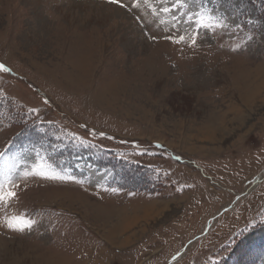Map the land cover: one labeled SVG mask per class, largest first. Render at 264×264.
<instances>
[{"label": "rangeland", "instance_id": "374dc122", "mask_svg": "<svg viewBox=\"0 0 264 264\" xmlns=\"http://www.w3.org/2000/svg\"><path fill=\"white\" fill-rule=\"evenodd\" d=\"M174 2L0 0V264H264V0Z\"/></svg>", "mask_w": 264, "mask_h": 264}, {"label": "snow or ice", "instance_id": "6c2138e0", "mask_svg": "<svg viewBox=\"0 0 264 264\" xmlns=\"http://www.w3.org/2000/svg\"><path fill=\"white\" fill-rule=\"evenodd\" d=\"M108 2L110 4H114L120 8H124L127 11H132L133 9H138L140 7V0H132L131 5L125 4L123 2V0H108ZM145 3H149V0H144ZM185 4V0H175V2L171 5L172 8H178L179 6H183ZM149 7H152V5L149 3ZM163 11L164 12H170L171 8L169 7H163ZM137 20L140 19L139 16L136 17ZM189 19H192L191 14L189 15ZM209 19H213L212 17H209ZM206 28V29H211L214 27H226L225 23L222 20H215L214 23H205L204 22V17L202 14L198 13L196 15V25L195 28L199 29V28ZM239 27V26H238ZM199 36V31L198 30H194L191 33V43L193 45H195L196 43V39ZM153 40L156 39L155 36L152 37ZM165 39L167 40H171L174 43H181V42H186V36L183 34H178L177 36H172V35H168L165 37ZM249 41L253 39V37L248 36L247 38ZM11 69L6 67L3 63H0V72L3 73H8L10 72ZM47 102V101H45ZM33 111H35V109H33ZM103 135V134H101ZM5 155V153L3 151H0V157H3ZM40 175H44V173H38ZM51 178H56V177H51ZM16 193L15 191H8L7 193L3 192L2 188H0V200H4L5 197H15ZM15 219V218H14ZM35 223V221H31V220H27V221H23V222H18V223H13V222H9L7 224V226L9 228H13V229H17V230H23L25 227L31 228L32 224ZM175 259V257H174Z\"/></svg>", "mask_w": 264, "mask_h": 264}, {"label": "bare ground", "instance_id": "6f19581e", "mask_svg": "<svg viewBox=\"0 0 264 264\" xmlns=\"http://www.w3.org/2000/svg\"><path fill=\"white\" fill-rule=\"evenodd\" d=\"M262 75L264 77V72ZM241 83L242 84H241V86H239V90H238L240 101H242L246 105H252L254 103V101L259 99V98L261 99V101H263V97L262 96L260 97V95L262 93L261 89L263 88L262 90H264V82H257V83L255 82L254 83V81L249 80V81L241 82ZM243 84H244V86H243ZM212 133L214 134V130H212ZM164 207H165V205H164Z\"/></svg>", "mask_w": 264, "mask_h": 264}, {"label": "trees", "instance_id": "16d2710c", "mask_svg": "<svg viewBox=\"0 0 264 264\" xmlns=\"http://www.w3.org/2000/svg\"><path fill=\"white\" fill-rule=\"evenodd\" d=\"M22 130L18 131V132H21ZM14 136H17V135H14ZM18 141H14V140H11V145H13L14 143H16ZM104 156V155H103Z\"/></svg>", "mask_w": 264, "mask_h": 264}]
</instances>
